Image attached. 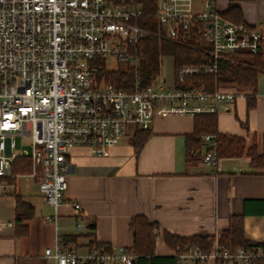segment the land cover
Listing matches in <instances>:
<instances>
[{
	"label": "built area",
	"instance_id": "2783aa9c",
	"mask_svg": "<svg viewBox=\"0 0 264 264\" xmlns=\"http://www.w3.org/2000/svg\"><path fill=\"white\" fill-rule=\"evenodd\" d=\"M142 1L0 0V190L8 186L13 163L29 159L30 173L16 178L37 184L55 213L47 222H56L67 203L72 150L102 157L133 128L150 130L155 117L218 115L246 98L238 85L213 89L194 79L217 74L221 61L244 65L236 59L241 53L264 52L260 31L225 18L215 0H157L155 32L139 25ZM152 37L199 50L207 60L174 67L171 83L161 72L145 82L140 43ZM120 67L133 72L123 87L104 75ZM202 142V162L217 173V139L206 135ZM72 206L75 228L83 229L82 205ZM214 237L208 251L192 247L173 255L179 264H256L264 258L262 247L231 251ZM45 256L54 264H139L130 247L77 252L59 238Z\"/></svg>",
	"mask_w": 264,
	"mask_h": 264
},
{
	"label": "crops",
	"instance_id": "0c3cea01",
	"mask_svg": "<svg viewBox=\"0 0 264 264\" xmlns=\"http://www.w3.org/2000/svg\"><path fill=\"white\" fill-rule=\"evenodd\" d=\"M214 4L222 13L240 9L245 23L264 35V0H215ZM256 97L249 111L244 98L219 113L218 130L243 138L247 148L256 144L264 155V81L259 79ZM194 128V117H155L139 152L131 144V131L102 157L86 148L72 150L67 158V203L59 209L56 222L45 220L55 213L32 179L8 184L0 190V264H54L45 250L58 238L77 252H85L93 241L111 251L131 248L130 223L136 216L158 227L156 255L161 257L173 255L165 232L219 237L229 229L233 216H243L246 240L264 244V166L252 165L247 155L220 159L217 173L202 161L188 163L185 140ZM16 195L33 208V217L25 223L26 236L17 235ZM73 202L82 205L85 215L80 230L75 228Z\"/></svg>",
	"mask_w": 264,
	"mask_h": 264
},
{
	"label": "trees",
	"instance_id": "16d2710c",
	"mask_svg": "<svg viewBox=\"0 0 264 264\" xmlns=\"http://www.w3.org/2000/svg\"><path fill=\"white\" fill-rule=\"evenodd\" d=\"M143 13L139 21V25L144 28L158 31V23L154 18L157 8V0H143ZM227 19L239 24H245L240 9L234 7L223 13ZM248 26V25H247ZM140 47L143 49V78L145 82L160 73L161 58L172 57L174 67L203 64L206 62V56L199 50L185 46H180L158 38H147L142 40ZM236 59L242 61L244 65H233L227 62L219 63V70L213 76L201 74L195 77L196 84L205 85L209 88H215L216 85L225 83H235L242 90L251 89L252 93L246 95L248 111L253 109L257 101L258 79L261 73H264V52L251 55L241 53ZM104 75L109 83L118 87H123L124 83H132L133 72L127 67H120L117 72H106ZM243 126H247L246 123ZM131 144L139 152L146 140L149 138V131L134 129L132 130ZM206 135H213L217 139L218 148L217 156L219 159L242 157L247 155L251 158L252 165L264 166V155L258 153L256 144L247 148L243 138L222 134L218 130L217 115H199L195 117V128L193 134L186 137L185 149L186 160L188 163H197L202 161L199 152L202 150V138ZM31 171V162L29 159H17L12 165V176L7 179L9 185H14L20 174H28ZM17 199V215L16 228L17 235L26 236L28 227L25 224L33 217V208L24 202L20 195H16ZM243 216H233L231 218L230 227L222 232L219 241L231 251H236L241 247H262L264 244L254 243L246 240ZM130 229L134 236V244L131 251L136 254L139 264H179L177 257L172 255L169 257H161L156 255V238L155 232L158 227L155 223H151L144 216H136L130 223ZM214 236L195 235L192 237H180L172 235L168 232L164 233V240L173 252L181 253L186 248L199 247L203 251L210 250ZM63 241V240H62ZM65 244V242L63 241ZM66 245V244H65ZM98 246L107 251H111L109 247L91 242L90 247ZM221 264V263H216ZM256 264H264V258H258Z\"/></svg>",
	"mask_w": 264,
	"mask_h": 264
},
{
	"label": "rangeland",
	"instance_id": "374dc122",
	"mask_svg": "<svg viewBox=\"0 0 264 264\" xmlns=\"http://www.w3.org/2000/svg\"><path fill=\"white\" fill-rule=\"evenodd\" d=\"M111 69H115V67H111ZM161 74L167 78L168 83H171L170 81H172L173 78V72H174V61L172 59V57H162L161 59V70H160ZM263 73L260 74V78L259 81H264V75H262ZM262 75V76H261ZM222 85H237L235 83H223ZM244 93L246 95L252 93L251 89H245ZM17 146L18 148L21 147V140L17 139ZM25 149L27 150H31V146L29 144H26Z\"/></svg>",
	"mask_w": 264,
	"mask_h": 264
}]
</instances>
